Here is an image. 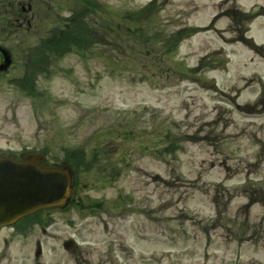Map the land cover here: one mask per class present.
<instances>
[{
	"label": "rangeland",
	"instance_id": "374dc122",
	"mask_svg": "<svg viewBox=\"0 0 264 264\" xmlns=\"http://www.w3.org/2000/svg\"><path fill=\"white\" fill-rule=\"evenodd\" d=\"M150 1L45 0L19 39L0 34L12 52L0 148L98 159L80 171L75 204L24 237L0 230V264H264V15L241 13L264 0H154L144 18ZM87 6L94 45L52 57L32 95L12 85L28 52ZM139 24L154 38L133 41Z\"/></svg>",
	"mask_w": 264,
	"mask_h": 264
},
{
	"label": "water",
	"instance_id": "95a60500",
	"mask_svg": "<svg viewBox=\"0 0 264 264\" xmlns=\"http://www.w3.org/2000/svg\"><path fill=\"white\" fill-rule=\"evenodd\" d=\"M5 69L10 55L0 48ZM41 157L25 155L21 160L0 154V225L38 208L62 204L70 191L71 177L67 166H45ZM71 249L72 241L64 242ZM40 253L37 248L36 254Z\"/></svg>",
	"mask_w": 264,
	"mask_h": 264
},
{
	"label": "trees",
	"instance_id": "16d2710c",
	"mask_svg": "<svg viewBox=\"0 0 264 264\" xmlns=\"http://www.w3.org/2000/svg\"><path fill=\"white\" fill-rule=\"evenodd\" d=\"M3 0V4H6V6L9 8V11L10 13H14L15 12V7H13L12 5L14 4V1L12 0ZM2 2V0H0V3ZM154 6V0L152 2H150L147 7L145 8H142L143 10V13H144V18L148 15V12H149V9L151 6ZM91 7V6H90ZM89 6H87L88 9L91 10ZM85 8V7H83ZM81 9V8H80ZM92 11V10H91ZM136 17L134 20L138 19L139 18V13H136L134 14ZM132 16V15H131ZM93 25H91V22L89 23V25H84L81 27V23H74L72 24V31H71V34H69L67 37H66V40L67 41H64L61 43L62 40H60L59 42L58 41H55V42H52V44L48 45L46 50H49V53H52L54 52L55 50H59V51H62L64 49H67L69 48L70 46L72 45H78L80 46L83 42V40L86 42V41H89L90 43H94V39L92 37V33H93ZM144 26L142 25H138L137 26V29L135 30V32L132 33V35L130 36L133 41L135 42H138V43H141L142 41H147L150 39V36L147 35V33L144 31ZM85 32L87 33V38H85ZM195 30H192L190 32H186V33H181L179 34V32H177V35L176 34H172L171 37L173 39H175L176 41H179L180 39L184 38L183 35H191L192 33H194ZM83 39V40H82ZM175 42V41H174ZM96 43V42H95ZM165 51L168 53V52H171L172 49H171V46L167 45L165 47ZM84 155H82L81 159L78 158V160H75V159H69L68 161H66L67 163H69L71 166H73L75 169L78 168L80 166V163L83 162L84 158H83ZM83 163H86V162H83Z\"/></svg>",
	"mask_w": 264,
	"mask_h": 264
},
{
	"label": "flooded vegetation",
	"instance_id": "af4514ba",
	"mask_svg": "<svg viewBox=\"0 0 264 264\" xmlns=\"http://www.w3.org/2000/svg\"><path fill=\"white\" fill-rule=\"evenodd\" d=\"M22 10L24 11L25 9L22 7ZM16 21H17L19 27L23 26L25 23H27L28 25L30 24V20L29 19H18ZM9 239H10L9 233H7V236L2 238V242L5 245V248L9 244ZM6 257H7V254L4 251H1V253H0V262L3 261V259L6 258Z\"/></svg>",
	"mask_w": 264,
	"mask_h": 264
}]
</instances>
